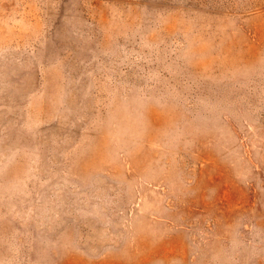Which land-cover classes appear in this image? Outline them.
I'll use <instances>...</instances> for the list:
<instances>
[{
	"label": "rangeland",
	"instance_id": "1",
	"mask_svg": "<svg viewBox=\"0 0 264 264\" xmlns=\"http://www.w3.org/2000/svg\"><path fill=\"white\" fill-rule=\"evenodd\" d=\"M0 264H264V0H0Z\"/></svg>",
	"mask_w": 264,
	"mask_h": 264
}]
</instances>
